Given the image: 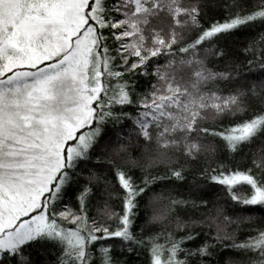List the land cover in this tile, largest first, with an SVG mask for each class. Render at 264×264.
Segmentation results:
<instances>
[{
	"label": "trees",
	"instance_id": "trees-1",
	"mask_svg": "<svg viewBox=\"0 0 264 264\" xmlns=\"http://www.w3.org/2000/svg\"><path fill=\"white\" fill-rule=\"evenodd\" d=\"M91 8L95 11L89 16L88 26L97 38L96 52L107 51L113 62L108 87L118 89L116 85L123 81L121 89L126 98L120 100V89L106 108H98V101L92 125L80 130L68 144H76L79 137L93 132L94 140L87 153L75 158L66 156L50 191L43 197L40 212L53 230L0 256L19 252L21 246L28 253L40 248L46 264H56L63 247L70 264H75L73 257L78 260L79 253L92 244L91 236L98 233L92 231L90 221L86 224L82 214L75 225L71 223L77 216L79 200L70 199L66 193L69 187L79 193L93 174L98 181L94 188L102 186L104 180L115 184L114 169L137 180L148 177L150 182L175 170L184 177L183 181L156 180L152 184L150 192L161 195L166 214L153 220L152 206L142 204L139 212L143 216V233L136 235L143 247L134 244L131 255L114 248L108 264H149L152 245L161 244L158 252L164 255L176 237L187 231H214L208 223L193 221H206L217 197L223 203L228 193L223 188H218L212 197L191 192L193 182H207L208 173L203 169L223 163L226 170L251 168L254 176L264 177V133L238 144V150L233 151L226 141L201 131L247 123L254 116L264 115V43H257L264 37V0H91ZM241 20L247 22L222 34L223 25ZM250 43L252 47L245 52ZM99 67L95 83L105 89L104 63ZM118 143L123 150L112 152ZM254 160L260 161L259 168L254 166ZM176 197L208 198L210 207L205 211L191 204H171ZM103 200V195L87 199L89 218L98 215L96 208L102 206ZM110 203L118 205L117 200ZM238 207L241 205L228 202L230 212ZM251 215L257 219L240 225L241 237L249 234L245 232L248 228L264 227L261 213ZM100 219L109 222L104 217ZM29 243L31 249L27 247ZM174 261L175 257H169L170 264ZM6 264L24 262L8 259Z\"/></svg>",
	"mask_w": 264,
	"mask_h": 264
},
{
	"label": "rangeland",
	"instance_id": "rangeland-1",
	"mask_svg": "<svg viewBox=\"0 0 264 264\" xmlns=\"http://www.w3.org/2000/svg\"><path fill=\"white\" fill-rule=\"evenodd\" d=\"M90 1L0 0V255L53 230L43 197L64 158L87 153L93 132L68 144L92 125L97 102L106 108L124 87H108L113 62L96 52ZM102 63L105 89L95 83Z\"/></svg>",
	"mask_w": 264,
	"mask_h": 264
},
{
	"label": "snow or ice",
	"instance_id": "snow-or-ice-1",
	"mask_svg": "<svg viewBox=\"0 0 264 264\" xmlns=\"http://www.w3.org/2000/svg\"><path fill=\"white\" fill-rule=\"evenodd\" d=\"M254 17H249L252 20ZM247 21H233L232 24L223 25V33L231 31L236 25L246 23ZM257 43H264V37L257 39ZM252 47L250 43L245 47L247 52ZM223 55V49L220 50ZM251 63V61L249 62ZM264 75V73H261ZM246 79H248L246 77ZM201 131L215 139L226 141L229 150H238L237 145L244 142H250L253 137L259 133H264V115L254 116L250 122L237 125H224L218 129L204 128ZM123 150V145L117 144L111 151L119 152ZM255 167L259 168L260 161H253ZM101 167L100 165H93ZM202 172L208 173L206 183H195L189 189L191 192L202 197H212L218 188H223L228 193V198L223 203L219 202L217 197L213 203L211 212L207 214L206 221H193V224L208 223L214 231H187L185 235L176 237L173 245L165 249V254L160 255L158 249L161 244L157 243L151 246L149 254V264H170L169 257H175L174 264H219L223 259V264H236L241 261L243 264H264V227H254L245 230L246 233L241 237L240 225L252 224L256 221L254 213H261V219H264V177H256L252 174V169L227 168L223 163L214 166L212 169L205 168ZM113 176L116 179L115 184H110L104 180L102 186L94 188L98 181L95 174L87 178V183L82 186L77 193L75 187H69L66 195L70 199L79 200L77 216L71 221L73 225L82 214L86 224L90 221L92 231L98 235H92V244L85 247L79 253V259L73 257L75 264H108L113 249L119 252L133 253V245L143 247V241L137 238V233H143L141 223L142 214L139 212L142 204L151 205L153 208L152 219L166 214V205L161 204V195L150 192L152 184L156 180L164 181L176 179L183 181L181 171L175 170L168 176L154 178L151 182L148 177H142L139 180L125 174L122 170H113ZM245 189L247 191H245ZM103 195L102 206L96 208L97 216L88 217L86 211L87 199ZM112 200H117L118 205L113 207ZM232 205H241L235 208L234 212L228 210V202ZM173 205L187 206L191 204L193 208H199L207 211L210 207V200L204 199H181L172 198ZM240 213H249V215H238ZM101 217L109 222H101ZM251 233H254L252 235ZM159 238V234H156ZM150 240L151 237H145ZM39 242L37 241V244ZM29 249L32 244L27 245ZM175 249V250H174ZM178 250V251H176ZM223 254V256H221ZM251 254V255H250ZM66 249L61 247L60 253L56 257V264H70L67 259ZM24 262V264H46L43 250L34 249L31 253L24 250L10 252L7 257L0 256V264H6V260Z\"/></svg>",
	"mask_w": 264,
	"mask_h": 264
}]
</instances>
